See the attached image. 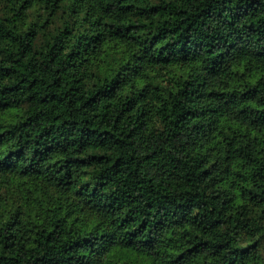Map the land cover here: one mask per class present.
<instances>
[{
    "label": "trees",
    "instance_id": "obj_1",
    "mask_svg": "<svg viewBox=\"0 0 264 264\" xmlns=\"http://www.w3.org/2000/svg\"><path fill=\"white\" fill-rule=\"evenodd\" d=\"M0 264H264V0H0Z\"/></svg>",
    "mask_w": 264,
    "mask_h": 264
}]
</instances>
